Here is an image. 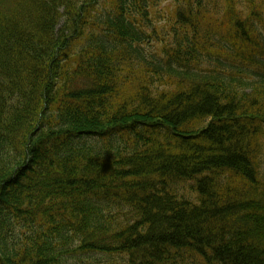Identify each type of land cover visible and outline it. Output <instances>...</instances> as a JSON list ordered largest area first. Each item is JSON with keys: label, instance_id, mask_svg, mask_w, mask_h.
<instances>
[{"label": "trees", "instance_id": "trees-1", "mask_svg": "<svg viewBox=\"0 0 264 264\" xmlns=\"http://www.w3.org/2000/svg\"><path fill=\"white\" fill-rule=\"evenodd\" d=\"M163 1L0 0V264H264V0Z\"/></svg>", "mask_w": 264, "mask_h": 264}, {"label": "rangeland", "instance_id": "rangeland-1", "mask_svg": "<svg viewBox=\"0 0 264 264\" xmlns=\"http://www.w3.org/2000/svg\"><path fill=\"white\" fill-rule=\"evenodd\" d=\"M168 2H169V0H165V1H163L162 3H161V5H160V8H162V13L164 14V9H165V6H167L168 5ZM187 188H188V186H186Z\"/></svg>", "mask_w": 264, "mask_h": 264}]
</instances>
